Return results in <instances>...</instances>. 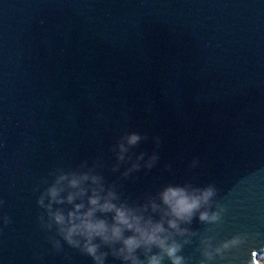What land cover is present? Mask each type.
<instances>
[{
	"label": "water",
	"instance_id": "obj_1",
	"mask_svg": "<svg viewBox=\"0 0 264 264\" xmlns=\"http://www.w3.org/2000/svg\"><path fill=\"white\" fill-rule=\"evenodd\" d=\"M53 186L52 211L95 191L154 221L166 188H211L163 225L180 264H264V0H0V264H96L50 219Z\"/></svg>",
	"mask_w": 264,
	"mask_h": 264
},
{
	"label": "clouds",
	"instance_id": "obj_2",
	"mask_svg": "<svg viewBox=\"0 0 264 264\" xmlns=\"http://www.w3.org/2000/svg\"><path fill=\"white\" fill-rule=\"evenodd\" d=\"M138 139V136L132 135L128 138V143L134 144ZM87 178V176H82L80 180ZM63 179L65 177L61 176L60 180ZM79 182V180L73 178L69 181V186L76 187ZM60 191L61 189L56 186L47 190V195L50 197V203L47 206L48 215L70 245L78 243L73 237L83 238V251L92 257L96 264H103V257L106 255L104 253L97 255L99 245L93 243V240L97 238L105 245L111 246L117 243L121 245L115 254L119 255L122 260L129 261L130 264H139L138 258L134 255L137 249L143 248L147 252L152 247L159 248L168 255L172 259V264H180V257L175 256L178 246L167 243L169 235L163 225L166 222L168 228L177 229L179 221H189L194 212L213 195L211 188L202 191L196 189L186 191L181 187H168L160 194V199L167 207V211L163 213L158 221H154L151 217L146 218L123 205L118 207L109 202L108 199L101 203V197L95 191L88 199L89 207L86 211H80L84 207L83 204H75L73 210L68 211L66 215L61 209L52 211V202L57 204L64 202L59 199ZM77 195H83V189L76 194H69L66 198L67 202L71 204ZM152 208L155 211L157 206L153 204ZM96 213H112L111 223L106 219L97 218ZM166 216L170 217L167 221L164 219ZM199 219L215 220L217 216L215 214L209 216L207 212H202ZM125 232L131 234L126 236ZM147 264H160V257L155 255L149 257Z\"/></svg>",
	"mask_w": 264,
	"mask_h": 264
}]
</instances>
